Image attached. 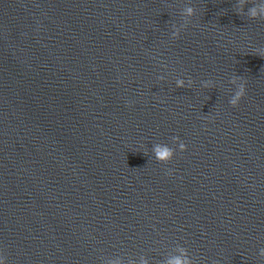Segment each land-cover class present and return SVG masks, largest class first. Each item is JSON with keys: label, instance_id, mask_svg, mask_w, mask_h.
Returning <instances> with one entry per match:
<instances>
[{"label": "water", "instance_id": "95a60500", "mask_svg": "<svg viewBox=\"0 0 264 264\" xmlns=\"http://www.w3.org/2000/svg\"><path fill=\"white\" fill-rule=\"evenodd\" d=\"M260 2L0 0L6 264H264Z\"/></svg>", "mask_w": 264, "mask_h": 264}, {"label": "clouds", "instance_id": "9594fccd", "mask_svg": "<svg viewBox=\"0 0 264 264\" xmlns=\"http://www.w3.org/2000/svg\"><path fill=\"white\" fill-rule=\"evenodd\" d=\"M185 15L188 17L194 16L195 15L194 10L192 8H187L185 10ZM249 15L252 18H258V17L264 16V0H261L259 5L250 9ZM173 35H174V37L179 36V31L174 32ZM233 83L235 84L236 82L233 81ZM177 84H178V86H181V87L184 86V80H182V79L178 80ZM205 86H207V85H205ZM244 95H245V86L243 83H241L238 86V90L235 92L234 96L230 100L231 105L234 107L237 106L239 101L243 98ZM179 149H180V151H185L186 146L183 143H180ZM154 151L156 153L157 160H159L165 164L170 162L173 159L174 154H175L173 149H169L167 147L156 146ZM260 254L264 255V249L260 250ZM0 264H6V259L2 254H0ZM118 264H119V262H118ZM141 264H147V262L142 260ZM169 264H190V260L186 257V255H182L181 257H177V258L169 261Z\"/></svg>", "mask_w": 264, "mask_h": 264}]
</instances>
